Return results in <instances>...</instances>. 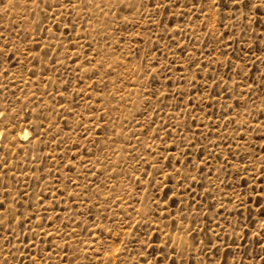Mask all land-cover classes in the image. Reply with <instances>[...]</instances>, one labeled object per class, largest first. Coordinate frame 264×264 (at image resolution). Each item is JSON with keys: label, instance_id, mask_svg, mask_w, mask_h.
I'll list each match as a JSON object with an SVG mask.
<instances>
[{"label": "rangeland", "instance_id": "374dc122", "mask_svg": "<svg viewBox=\"0 0 264 264\" xmlns=\"http://www.w3.org/2000/svg\"><path fill=\"white\" fill-rule=\"evenodd\" d=\"M0 264H264V0H0Z\"/></svg>", "mask_w": 264, "mask_h": 264}, {"label": "bare ground", "instance_id": "6f19581e", "mask_svg": "<svg viewBox=\"0 0 264 264\" xmlns=\"http://www.w3.org/2000/svg\"><path fill=\"white\" fill-rule=\"evenodd\" d=\"M27 132L25 131L23 134H21V136H26Z\"/></svg>", "mask_w": 264, "mask_h": 264}]
</instances>
